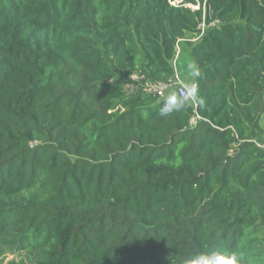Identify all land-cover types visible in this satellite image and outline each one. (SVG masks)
Listing matches in <instances>:
<instances>
[{"label": "trees", "instance_id": "trees-1", "mask_svg": "<svg viewBox=\"0 0 264 264\" xmlns=\"http://www.w3.org/2000/svg\"><path fill=\"white\" fill-rule=\"evenodd\" d=\"M135 72L203 103L161 117ZM263 116L264 0H0L1 252L264 264Z\"/></svg>", "mask_w": 264, "mask_h": 264}, {"label": "built area", "instance_id": "built-area-1", "mask_svg": "<svg viewBox=\"0 0 264 264\" xmlns=\"http://www.w3.org/2000/svg\"><path fill=\"white\" fill-rule=\"evenodd\" d=\"M169 1L172 5H177L180 4L183 0H169ZM185 5L190 6L194 9L199 8V4H185ZM215 23L213 22L211 24H215ZM205 25H206L205 22H202L200 24L202 32L206 30ZM187 86L188 84L185 83L178 75H176L175 78L171 79L169 82H160V81L147 79L146 76L141 72H135L131 74L130 80L127 83H125L124 89L129 93L144 91L147 94L164 97L173 91H177L181 95H183L187 89ZM197 117H199V115ZM257 144L260 147L264 148V144L260 142H257Z\"/></svg>", "mask_w": 264, "mask_h": 264}, {"label": "clouds", "instance_id": "clouds-1", "mask_svg": "<svg viewBox=\"0 0 264 264\" xmlns=\"http://www.w3.org/2000/svg\"><path fill=\"white\" fill-rule=\"evenodd\" d=\"M188 72L191 76H198L199 72L196 65L193 63L188 64ZM199 100L203 103V100L199 98L198 88L194 83H190L183 95L177 91L170 92L163 104L159 108V115L161 117H167L173 113H179L184 111L191 103ZM185 264H191V261H185ZM223 264V262H221ZM228 264H240V258L233 254L228 261Z\"/></svg>", "mask_w": 264, "mask_h": 264}, {"label": "rangeland", "instance_id": "rangeland-1", "mask_svg": "<svg viewBox=\"0 0 264 264\" xmlns=\"http://www.w3.org/2000/svg\"><path fill=\"white\" fill-rule=\"evenodd\" d=\"M205 28L206 29L208 28V25L207 24L205 25ZM261 124L264 127V116H263V119H262ZM260 141L264 142V138H261ZM1 249H4V246H2L0 244V264H9V262L12 259L17 258V254H14V253L10 252L9 250H6L4 253H2L1 252Z\"/></svg>", "mask_w": 264, "mask_h": 264}]
</instances>
